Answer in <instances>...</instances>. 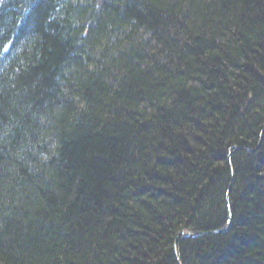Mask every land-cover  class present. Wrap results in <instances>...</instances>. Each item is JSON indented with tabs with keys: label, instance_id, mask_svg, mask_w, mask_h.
<instances>
[{
	"label": "trees",
	"instance_id": "1",
	"mask_svg": "<svg viewBox=\"0 0 264 264\" xmlns=\"http://www.w3.org/2000/svg\"><path fill=\"white\" fill-rule=\"evenodd\" d=\"M176 250L264 264V0H0V264Z\"/></svg>",
	"mask_w": 264,
	"mask_h": 264
},
{
	"label": "bare ground",
	"instance_id": "2",
	"mask_svg": "<svg viewBox=\"0 0 264 264\" xmlns=\"http://www.w3.org/2000/svg\"><path fill=\"white\" fill-rule=\"evenodd\" d=\"M238 224V221L234 218V211L231 207V205L229 204L227 206V219H226V222L225 224L222 226V227H219V228H214V230H205V231H202V232H198V233H195V232H192L191 230H189V228H186V229H183L181 232H180V236L182 238H195L196 240H199L200 237H208V236H211V235H215V236H225L226 234H232L233 233V230L235 229V227H237ZM233 229V230H232ZM176 257H177V263L178 264H182L181 262V256H180V253L177 252L176 250Z\"/></svg>",
	"mask_w": 264,
	"mask_h": 264
},
{
	"label": "rangeland",
	"instance_id": "3",
	"mask_svg": "<svg viewBox=\"0 0 264 264\" xmlns=\"http://www.w3.org/2000/svg\"><path fill=\"white\" fill-rule=\"evenodd\" d=\"M231 164V166H232V162L230 163ZM230 176H231V179L233 180V178H235L234 177V170H232V168H231V170H230ZM233 186V184L230 186V190H232V187ZM226 204H227V206L230 204L231 205V202H230V199H228V197H227V201H226Z\"/></svg>",
	"mask_w": 264,
	"mask_h": 264
}]
</instances>
